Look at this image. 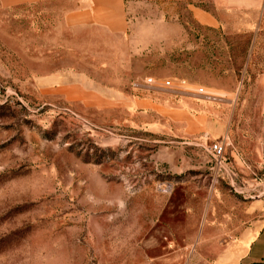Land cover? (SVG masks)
<instances>
[{"label":"rangeland","instance_id":"rangeland-1","mask_svg":"<svg viewBox=\"0 0 264 264\" xmlns=\"http://www.w3.org/2000/svg\"><path fill=\"white\" fill-rule=\"evenodd\" d=\"M124 1L117 36L70 32L58 3L0 7V264L192 253L206 217L263 195L264 0Z\"/></svg>","mask_w":264,"mask_h":264},{"label":"crops","instance_id":"crops-1","mask_svg":"<svg viewBox=\"0 0 264 264\" xmlns=\"http://www.w3.org/2000/svg\"><path fill=\"white\" fill-rule=\"evenodd\" d=\"M45 2L60 4V24L72 33L81 30L85 33L92 27L100 28L110 36L126 32L124 0H0V7L31 6ZM196 16L204 24L211 23L205 13L197 12ZM211 189L217 187L212 186ZM232 206H235L234 203ZM238 208L243 211L241 220L229 217L227 225L221 223V227V221L215 220L211 226L215 232L211 234L207 233L210 220L206 217L201 233L194 240L190 239L196 244L192 253L187 237L178 249H170L163 256L153 259L148 258L143 249L144 245L146 248L153 247L152 243L137 244L132 250L131 264H140V254L147 258L145 264H264V192L253 201L243 202ZM125 257L121 254L117 259Z\"/></svg>","mask_w":264,"mask_h":264},{"label":"built area","instance_id":"built-area-1","mask_svg":"<svg viewBox=\"0 0 264 264\" xmlns=\"http://www.w3.org/2000/svg\"><path fill=\"white\" fill-rule=\"evenodd\" d=\"M156 81L153 78H149L146 81V84L154 86ZM173 83L170 81H162L160 82V88L162 89H173ZM194 93L205 95L203 88H198ZM4 96L3 91L0 89V98ZM208 154L211 156V158L215 161L216 165L219 167H222L223 165V158H225L226 152H227V145L223 142H213L211 145L206 147Z\"/></svg>","mask_w":264,"mask_h":264}]
</instances>
